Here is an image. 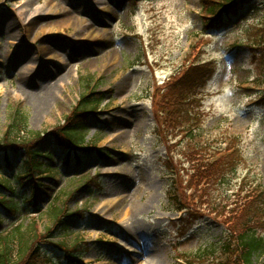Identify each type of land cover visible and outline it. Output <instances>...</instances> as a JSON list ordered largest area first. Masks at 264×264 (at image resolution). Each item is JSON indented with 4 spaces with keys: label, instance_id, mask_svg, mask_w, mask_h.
Here are the masks:
<instances>
[{
    "label": "rangeland",
    "instance_id": "obj_1",
    "mask_svg": "<svg viewBox=\"0 0 264 264\" xmlns=\"http://www.w3.org/2000/svg\"><path fill=\"white\" fill-rule=\"evenodd\" d=\"M202 1L0 0V149L51 150V171L16 191L28 210L0 207L2 236L24 225V262L50 264L51 248L61 264H152L140 253L154 246L153 264H242L246 219L264 236V62L251 47L264 0L220 31ZM89 101L96 113L80 115ZM15 109L27 131H9ZM69 117L91 150L80 164L54 143ZM26 161L9 156L18 172ZM0 164L2 181L13 172ZM66 234L71 257L52 244Z\"/></svg>",
    "mask_w": 264,
    "mask_h": 264
},
{
    "label": "trees",
    "instance_id": "obj_2",
    "mask_svg": "<svg viewBox=\"0 0 264 264\" xmlns=\"http://www.w3.org/2000/svg\"><path fill=\"white\" fill-rule=\"evenodd\" d=\"M251 0H203L202 6L204 14L206 15V29H209V27H216L217 30L222 29L226 23L230 21L232 17L238 16V13L241 12L244 7L248 4V2ZM209 17L210 19H207ZM213 24V26L211 25ZM264 29V28H262ZM258 39V41H256ZM257 39H255L256 43L251 46L255 50L253 52L259 54L260 56H263V62H264V35H260ZM190 76L186 75L185 80H188ZM206 81V79H205ZM94 102H87L83 105L81 111L79 112L81 115H87L91 111H93L96 106ZM24 116L17 111L15 113V116L12 119V123L10 125V132H24L27 131V125L21 126V124L26 123V119L23 118ZM77 117V116H76ZM72 119V118H71ZM74 119V118H73ZM83 120H72L68 121L67 125L64 128H60L57 131L59 133H62V137L60 141L58 142L60 145L65 146L66 148H69L70 150H74L77 153H80L81 151H86L84 153L88 152V149H85L83 146L84 142V125L80 122ZM188 130L196 139V135L199 131L195 130ZM195 134V135H194ZM63 140V141H62ZM17 144V143H14ZM21 145V147H24V151L27 153L29 158V163H26L23 172H18L15 170L14 172L17 173L16 175L10 173V175L5 176L3 173L2 181H0V207L6 210L8 215L10 213H13L14 215H19L21 207H23V210H28V206L25 200L15 201L16 197V191L17 188L21 189L23 187V184L20 186V181H26V180H32L33 176L36 174H42L43 172H46L47 170H50V168L44 169V167L48 164V162L51 160V152H47L46 154H41V152L38 150L37 146L34 147H27L26 144H17ZM9 146V145H8ZM8 146H4L3 148H9L0 150V155H2V164L3 168L7 169L4 171L10 172L12 170V167L9 165L8 156L10 153L14 152L17 153V149L14 150ZM79 151V152H78ZM1 165V164H0ZM92 182V180H90ZM9 194V195H8ZM25 197V194H22V198ZM26 204V205H25ZM22 210V211H23ZM19 212V213H18ZM55 215H58L61 210L59 208L55 209ZM255 214L258 217H261L264 221V206L262 201H259L256 203L255 206ZM16 215V216H17ZM75 216L78 215L77 213L74 214ZM71 214V216H74ZM5 216L4 214L0 213V217ZM252 218H247L245 222V226L241 229L239 235H237L240 243V258L242 259V264H254L253 259L257 257L258 255H264V236L263 234L259 233L257 228L255 227H246L248 224H250V221ZM60 222V221H59ZM21 226V225H20ZM18 227L14 230V232L11 233L10 236H2L0 234V264H41L38 260L32 259V263H26L25 260V254L27 249L23 248V244L27 245L23 242L24 237V225L21 227ZM254 228V229H253ZM30 231H33V227L31 226ZM38 234L34 233L32 237L31 242H36ZM61 239H59V242L55 243L56 247L54 249H62L63 252H65V255L70 256L72 255V252L68 251L72 247L70 245V242L65 241V238L68 236V234L63 235ZM77 240V239H76ZM31 246V245H30ZM225 248V250H228L229 244L227 243L226 246L222 247ZM30 249V247H29ZM51 249V248H50ZM47 249L45 252H43V257L47 256L50 258L51 264H61L56 263L54 261V254L57 255V253L54 250ZM22 260V262H21Z\"/></svg>",
    "mask_w": 264,
    "mask_h": 264
},
{
    "label": "bare ground",
    "instance_id": "obj_3",
    "mask_svg": "<svg viewBox=\"0 0 264 264\" xmlns=\"http://www.w3.org/2000/svg\"><path fill=\"white\" fill-rule=\"evenodd\" d=\"M6 26V25H5ZM16 64H17V62H16ZM22 71V73H24V76L26 75H30V73L31 72H25L24 71V69H22L21 70ZM40 74V78L39 79H37V80H40L42 77L43 78H46V77H48L47 76V74L45 73V72H42V70H41V72L39 73ZM38 74V75H39ZM23 79V78H22ZM42 82V81H41ZM41 82L39 83V84H41ZM107 170V169H106ZM106 170H104V173L106 174V175H110L109 173H110V171L109 172H107ZM112 173V172H111ZM118 179V181L120 180L119 178H117ZM120 181H122V180H120ZM134 183H136V182H134ZM137 183L139 184V182L137 181ZM120 184H122V183H120ZM127 232L129 233V234H131V230L130 229H127ZM146 244H149L148 243V241L146 242ZM141 256L142 255H146V256H149V258H150V260H151V262L153 261V262H155L156 261V258H157V254H156V249L154 248V246L153 247H147V248H145V249H143L142 251H141ZM153 262H152V264H153Z\"/></svg>",
    "mask_w": 264,
    "mask_h": 264
},
{
    "label": "clouds",
    "instance_id": "obj_4",
    "mask_svg": "<svg viewBox=\"0 0 264 264\" xmlns=\"http://www.w3.org/2000/svg\"><path fill=\"white\" fill-rule=\"evenodd\" d=\"M226 92H228L229 90L228 89H225Z\"/></svg>",
    "mask_w": 264,
    "mask_h": 264
}]
</instances>
